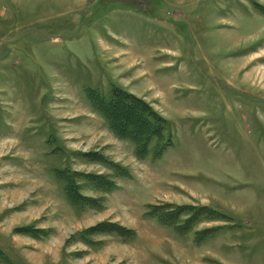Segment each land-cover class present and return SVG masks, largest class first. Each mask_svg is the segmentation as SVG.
Listing matches in <instances>:
<instances>
[{
	"label": "rangeland",
	"instance_id": "obj_1",
	"mask_svg": "<svg viewBox=\"0 0 264 264\" xmlns=\"http://www.w3.org/2000/svg\"><path fill=\"white\" fill-rule=\"evenodd\" d=\"M0 264H264V0H0Z\"/></svg>",
	"mask_w": 264,
	"mask_h": 264
},
{
	"label": "trees",
	"instance_id": "obj_2",
	"mask_svg": "<svg viewBox=\"0 0 264 264\" xmlns=\"http://www.w3.org/2000/svg\"><path fill=\"white\" fill-rule=\"evenodd\" d=\"M101 100L104 104L100 105L101 111H104L111 131L122 139L132 141L136 148V156L139 159L143 160L146 154L150 152L149 144L153 142L152 140L163 141V132H155V123L160 120L158 115L155 111L150 110L141 99L134 98L125 91H118L111 99ZM154 147L156 152L158 145L156 144ZM166 147H169L167 142L164 143L163 149L158 150L156 155L162 154ZM88 177L94 178L90 175ZM96 178H101V176ZM69 197L72 199L71 196Z\"/></svg>",
	"mask_w": 264,
	"mask_h": 264
}]
</instances>
